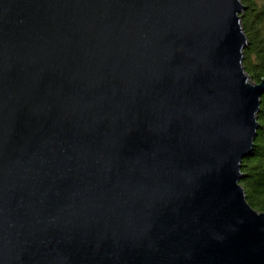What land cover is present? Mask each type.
Returning <instances> with one entry per match:
<instances>
[{
	"label": "water",
	"instance_id": "water-1",
	"mask_svg": "<svg viewBox=\"0 0 264 264\" xmlns=\"http://www.w3.org/2000/svg\"><path fill=\"white\" fill-rule=\"evenodd\" d=\"M246 9L0 0V264H264Z\"/></svg>",
	"mask_w": 264,
	"mask_h": 264
},
{
	"label": "trees",
	"instance_id": "trees-1",
	"mask_svg": "<svg viewBox=\"0 0 264 264\" xmlns=\"http://www.w3.org/2000/svg\"><path fill=\"white\" fill-rule=\"evenodd\" d=\"M247 9L242 14V26L248 37L243 65L254 82L264 79V0H242ZM260 127L251 156L242 162V179L248 202L264 212V94L258 113Z\"/></svg>",
	"mask_w": 264,
	"mask_h": 264
}]
</instances>
